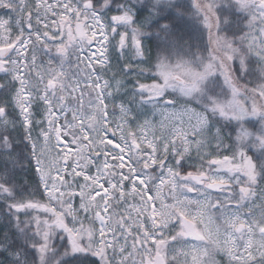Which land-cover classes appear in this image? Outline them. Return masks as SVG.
<instances>
[{
  "label": "snow or ice",
  "instance_id": "1",
  "mask_svg": "<svg viewBox=\"0 0 264 264\" xmlns=\"http://www.w3.org/2000/svg\"><path fill=\"white\" fill-rule=\"evenodd\" d=\"M0 264H264V0H0Z\"/></svg>",
  "mask_w": 264,
  "mask_h": 264
}]
</instances>
